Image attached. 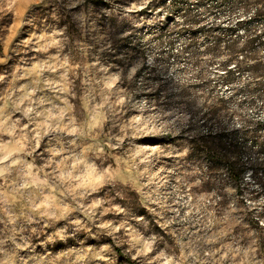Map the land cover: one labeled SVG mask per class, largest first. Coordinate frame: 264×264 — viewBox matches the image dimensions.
I'll return each mask as SVG.
<instances>
[{
  "label": "rangeland",
  "instance_id": "obj_1",
  "mask_svg": "<svg viewBox=\"0 0 264 264\" xmlns=\"http://www.w3.org/2000/svg\"><path fill=\"white\" fill-rule=\"evenodd\" d=\"M211 5L0 0V264H264L253 170L242 197L180 137Z\"/></svg>",
  "mask_w": 264,
  "mask_h": 264
},
{
  "label": "trees",
  "instance_id": "obj_2",
  "mask_svg": "<svg viewBox=\"0 0 264 264\" xmlns=\"http://www.w3.org/2000/svg\"><path fill=\"white\" fill-rule=\"evenodd\" d=\"M164 1L174 8L190 2ZM206 1H211L218 14L236 16L207 27L189 12L186 25L178 28L189 33L185 50L189 61L201 65L202 55L193 48L200 39L208 63L223 58L217 63L220 69L214 81H207L205 69L197 66V83L177 87V96L186 101L189 109L188 124L180 137L190 144L191 158L205 162L209 173L225 175L240 196L243 197L247 169L253 170L259 183L257 194L264 193V117L258 116L264 112V0ZM224 87H228L227 94L218 91ZM244 156L248 164L242 162ZM222 181L221 191L227 185Z\"/></svg>",
  "mask_w": 264,
  "mask_h": 264
}]
</instances>
